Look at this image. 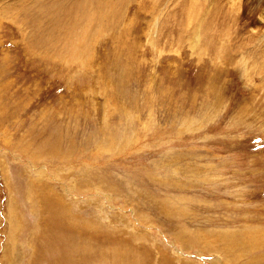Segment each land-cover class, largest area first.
Masks as SVG:
<instances>
[{
  "label": "rangeland",
  "instance_id": "1",
  "mask_svg": "<svg viewBox=\"0 0 264 264\" xmlns=\"http://www.w3.org/2000/svg\"><path fill=\"white\" fill-rule=\"evenodd\" d=\"M237 1L0 0V264H264V0Z\"/></svg>",
  "mask_w": 264,
  "mask_h": 264
},
{
  "label": "bare ground",
  "instance_id": "2",
  "mask_svg": "<svg viewBox=\"0 0 264 264\" xmlns=\"http://www.w3.org/2000/svg\"><path fill=\"white\" fill-rule=\"evenodd\" d=\"M203 1V0H202ZM213 1H216V0H213ZM237 0H227V3H231V4H234V2H236ZM211 2V1H210ZM225 2H226V0H225ZM238 2V1H237ZM255 2V1H254ZM238 4V3H237ZM237 6V5H236ZM188 7V4H187V6H186V8ZM231 7V6H230ZM264 7V6H263ZM243 8H244V6H243ZM80 9V8H79ZM201 8H200V4H199V2H197V1H194L188 8H187V16H188V18L190 19L191 17H193V16H198L199 15V10H200ZM229 9V8H228ZM235 9V11H237L236 9H237V7L236 8H234ZM81 10V12L83 11L82 9H80ZM202 10V9H201ZM244 10H246V8L244 9ZM243 10V11H244ZM262 10V9H261ZM232 12H233V9H232ZM231 13V12H230ZM234 13V12H233ZM201 16H199L198 17V21H197V23H194L195 25L196 24H198V26L200 27V29H202V31L204 30V29H206L207 27H209V25L210 24H212V22H213V20L207 15V12H206V10H202V13L200 14ZM233 15V14H232ZM238 15H240L241 16V13L240 14H238ZM237 15V16H238ZM257 16H258V14H257ZM234 17V15L232 16V18ZM236 17V16H235ZM251 18V17H250ZM257 18V17H256ZM259 18V17H258ZM234 19V18H233ZM251 19H255L254 18V16H253V18H251ZM235 21H236V19H234ZM238 20V19H237ZM257 20V19H256ZM255 20V21H256ZM187 21H188V19H187ZM235 21H234V23H235ZM241 21V20H240ZM195 22V21H194ZM237 22V21H236ZM251 22V21H250ZM261 22L263 23V25H264V11H263V14L261 15ZM230 23V22H229ZM233 23V21H232V25L234 24ZM254 23V22H253ZM231 24V23H230ZM240 24H243V23H240ZM246 24V23H245ZM257 24H258V22H257ZM244 25V24H243ZM247 25V24H246ZM229 26V25H228ZM235 26V25H234ZM240 26V25H239ZM245 26V25H244ZM242 27V26H241ZM246 27V26H245ZM248 27V26H247ZM260 27V29H261V26H259ZM263 27V26H262ZM242 28H244V27H242ZM257 29V28H256ZM258 31V30H257ZM260 31V30H259ZM263 31H264V28H263ZM261 33V32H260ZM261 34H264L263 32L261 33ZM259 35V34H258ZM264 37V36H263ZM79 263H81V262H79ZM85 263V262H84Z\"/></svg>",
  "mask_w": 264,
  "mask_h": 264
}]
</instances>
